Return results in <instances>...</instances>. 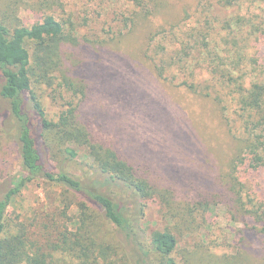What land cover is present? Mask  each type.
Wrapping results in <instances>:
<instances>
[{
	"label": "trees",
	"instance_id": "16d2710c",
	"mask_svg": "<svg viewBox=\"0 0 264 264\" xmlns=\"http://www.w3.org/2000/svg\"><path fill=\"white\" fill-rule=\"evenodd\" d=\"M258 1L264 2L215 0L201 20L200 6L183 9L179 0H127L125 28L100 38L72 17L55 15L64 0H0V108L21 159L18 176L0 178V264H177V233L212 225L220 208L230 222L245 225L243 238L261 240L255 264H264V9L256 19L236 17L234 25L228 18L229 10ZM23 8L39 14L38 21L26 25L18 14ZM136 55L156 80L205 102L201 113L209 121L192 119V133L185 132L183 141L192 135L185 150L196 158L188 179L179 174L177 184L153 177L147 165L101 139L87 119L96 62L132 64ZM43 86L50 96L40 93ZM46 96L63 102L55 117ZM104 116L96 125H104ZM58 157L61 167L53 169ZM71 163L86 170L76 175ZM36 180L61 187L65 201L74 197L79 214L69 223L73 230L61 231L60 243H48L50 251L11 232L8 223L9 208ZM152 200L160 202L168 226L148 234L142 221ZM248 254L243 243L234 264H249Z\"/></svg>",
	"mask_w": 264,
	"mask_h": 264
},
{
	"label": "rangeland",
	"instance_id": "374dc122",
	"mask_svg": "<svg viewBox=\"0 0 264 264\" xmlns=\"http://www.w3.org/2000/svg\"><path fill=\"white\" fill-rule=\"evenodd\" d=\"M179 1L183 4V9L191 7L194 12L200 6L201 20L207 19L215 8V0ZM129 9L127 0H64L63 7L61 8V5L57 7L54 13L59 19L61 16L72 17L78 25L85 29H94L93 32L103 38L105 35L110 37L118 35L125 28ZM263 9V1L254 4L249 2L242 10H229L228 18L234 25L233 20L236 21V17L255 15L256 19ZM18 14L26 25L34 24L39 19V14L27 8L20 9ZM154 22L159 26L163 19ZM85 24L88 26L86 27ZM228 33L229 30L225 36ZM136 47H139V44H136ZM127 53L124 48L121 54L126 56ZM127 60L129 59L120 58L115 62L116 64L96 62L100 69H96L97 85L92 100L87 104V119L101 139L109 144H115L118 150L131 160L147 165L153 177L171 185V183H179L178 176L184 173L183 177L187 180L195 153L190 148L185 150L183 145L187 140L192 139V135L186 141H183V137L185 132L192 133V119L209 121L201 113L205 102L197 100L196 104H193L195 102L188 95L186 97V94H181L179 90L175 91L167 84L156 80L148 71L150 66H146L139 55L130 59L133 61L132 64ZM127 65L129 69H126ZM42 88L45 92L41 89L40 93L50 96L52 90L46 86ZM45 100L51 117L64 110L61 100L52 102L48 96ZM4 109V106L0 108V178L2 180L18 176L21 172L18 148L11 141L14 129L8 124ZM99 113L105 115L104 125L101 126L96 125L99 122ZM214 133L221 138L220 130ZM175 136L180 139L179 143L175 140ZM226 146L228 147L227 143ZM55 161L51 163L52 168L61 167V157ZM196 161L199 164L198 160ZM83 168L86 170V167L80 163H71L68 170L80 175L84 172ZM62 193L61 187L50 185L44 180H36L28 185L9 208L8 223L11 232L27 234V238L33 243L50 251L48 243L50 241L60 243L61 231L65 226L73 230V226L69 223L79 217L77 207L74 205V197L65 201ZM210 221L212 225L206 227L199 218L197 224L204 225L202 230L192 232L187 229L184 233L176 232L179 245L172 258L177 264H234V259L239 256L243 243L249 251V264L250 262L255 264L256 249L261 247V240L250 243L248 238H243L240 230L245 228V225L230 222L226 219L225 210L222 208L215 210ZM142 225L148 234L156 230H164L168 226L159 201L149 202ZM104 227L105 231L111 234L110 238H117L116 234L113 235L115 230L111 224L105 223ZM56 256L61 260V250ZM161 262L164 263L162 260Z\"/></svg>",
	"mask_w": 264,
	"mask_h": 264
}]
</instances>
